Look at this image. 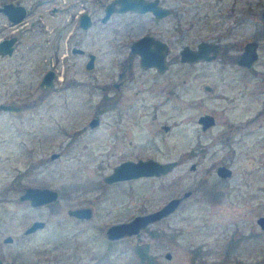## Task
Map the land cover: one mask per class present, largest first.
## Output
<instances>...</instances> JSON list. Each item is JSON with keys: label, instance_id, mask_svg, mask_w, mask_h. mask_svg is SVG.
<instances>
[{"label": "rangeland", "instance_id": "rangeland-1", "mask_svg": "<svg viewBox=\"0 0 264 264\" xmlns=\"http://www.w3.org/2000/svg\"><path fill=\"white\" fill-rule=\"evenodd\" d=\"M13 1L29 7V14L21 24L6 25L0 13V37L19 36L13 54L0 58V102L22 106L20 113L0 109L3 258L17 264H138L137 245L146 243L155 264H264V228L257 222L264 215V36L257 33L264 28V0H161L171 7L164 17L115 13L106 21L101 17L108 0ZM83 8L93 18L87 29L78 23ZM123 21L133 23L132 37L152 30L167 39L171 57L201 39L241 48L256 38L258 58L250 68L219 57L190 64L177 58L170 68L173 94L157 109L158 119L174 124V150L137 154L179 163L166 174L107 183L103 176L124 156L108 152L104 120L116 111L107 112L100 100L128 52L131 37L124 38L121 52V32L114 31ZM72 45L85 52L72 53ZM86 51L96 53L90 69L84 66ZM49 67L65 78L45 91L39 81ZM66 77L74 82L65 84ZM203 80L215 91L202 89ZM162 93L151 101L157 105ZM203 113L216 119L207 131L198 122ZM92 117H99L95 127L88 124ZM161 137L157 144L163 146ZM221 163L232 168L230 176L217 174ZM18 171H28L23 186L48 185L59 191L58 199L39 206L20 200L23 187L13 184ZM187 190L191 194L172 213L138 234L106 237L111 223L157 209ZM79 205H92L93 216L76 219L67 213ZM36 218L47 224L23 236ZM7 234L12 242L3 241Z\"/></svg>", "mask_w": 264, "mask_h": 264}, {"label": "flooded vegetation", "instance_id": "flooded-vegetation-1", "mask_svg": "<svg viewBox=\"0 0 264 264\" xmlns=\"http://www.w3.org/2000/svg\"><path fill=\"white\" fill-rule=\"evenodd\" d=\"M8 1H12L15 3H22L19 1L7 0V1H3L0 4V7H1V5H3L4 2H8ZM112 1H115V0H108L104 4V10H105V7L107 6V4H109ZM157 2L159 5L170 8V12H171L170 6L163 4L161 0H157ZM115 4L117 5L118 3L116 2ZM0 13L5 18V20L3 21V24H6V25L21 24L22 22H24V20L26 19V17L29 14V7L26 6V15L24 16V18L22 20H19L16 22L12 21L9 18V16L1 9H0ZM83 13L90 14V12L85 8L81 9V14L79 15V22H78L81 29H84L80 25V18L83 15ZM115 13H135V14L150 13L151 16H153L154 18H156V19L160 18V17H156L152 11L139 12L137 10H126V11H122V12H113L112 14H115ZM112 14L110 15V17L112 16ZM90 16L92 17L91 14H90ZM92 23H93V18H92ZM134 28L135 27L133 26V23L131 21H123V22H121L120 28H119V26L114 28V31L117 34H120V32H121V36L119 35V38L121 40L118 42L119 50L121 49V52L124 51V53H125V50L122 49V48H125L124 46L126 45L125 39H127L128 37H131V38L129 39V41H127V47H128L127 54H124L123 57L119 59L121 61V66L117 72L118 78L115 79L114 78L115 75H114L113 79L110 78L108 81L105 82L104 92H103V95H102L101 100H100V105L103 106L107 110V112H110V110L113 112L116 111L115 113H112V115H115L114 117L110 116L104 120L105 125H106V127H105V139H106V143H107L106 145H107L108 152H111L113 155H116L119 157L124 156V159H122V160H125V159L137 160L139 158H155V159H158L155 157V153L149 154V155L144 156V157L138 155L137 153L139 151H141L142 149H149V150L152 149L154 152L155 151L166 152V154L169 152H172L174 150V142L172 140H170L171 137L173 136L174 124L172 122L171 123L168 122L167 120L162 121V120L158 119V117H157V109L159 107V103L165 104L166 101H168L171 98L170 94H173V91H174L175 80H174V77L170 76V74H172L170 72V68L172 67L173 62L177 58L179 59V61L184 62V63H189V64L199 62V61H210V60H204V59L195 60V61L183 60V59H181L180 51H179V54H177V56L171 57V55L169 56L170 45L167 42V39L163 38L162 36H159L156 32H152V30H150V29H149L150 31H148V32H143V33L136 35L135 37H132V30H134ZM143 35L153 36L154 38L161 39L162 41H164L166 43L167 51L165 54V60H166V68L165 69L160 70V69H158L157 66H154V65L145 66L140 62V54L138 51H136V50H134V48H132V43L136 39H138L139 37H141ZM11 36H16V39L13 42V50L9 54L0 53V58L13 54L15 47L19 41V36L17 34H13V33L8 34V35H4V36L0 37V41L4 38H9ZM258 36H261V34L258 33ZM254 39H256V38H254ZM212 41H214V40H212ZM215 42H217L219 44L218 54L216 57H219L220 60H223V62H226V63L236 62L238 64V62H237L238 58L240 57V54L244 50V47H245V44L247 41L245 42V44L241 48L238 47L236 44L231 43V42H220V41H215ZM258 44H259V42H258ZM73 46L82 47L80 45H72L70 48V51L72 53H84L85 52V49L83 47L82 48L84 50L82 52H79V51L73 52L72 51ZM196 46H193L192 48H195ZM86 52H87L86 53L87 54V60L85 61L84 66L86 69H88L86 67V65H87V62L90 58L89 54L92 51H86ZM93 53H95V52H93ZM95 59H96V53H95L93 67L95 65ZM238 65L241 67H246L244 65H240V64H238ZM250 67H246V68H250ZM49 69L54 70L53 85L51 87H44V86L40 85L45 91H47L48 89H55L57 87L56 86L57 84L63 82V81L60 82V80H63L65 78L64 72L58 71L55 67H49L46 70H44V72L42 73L41 79H42L43 75ZM167 76H169V79H167ZM159 78L162 80V81H160L161 83L159 82ZM41 79H40V81H41ZM66 79H68V80L66 81L65 84H69L73 81V80H69V77H66ZM40 81H39V84H40ZM205 82H208V81L203 80L200 82V87L202 89H203V84ZM75 83L78 84L77 82H75ZM158 87H160V90H158V91L164 93V94L162 93V95H164V97H163V99H161L164 101L160 102L161 100L158 98V100H157L158 103L156 105L151 101V99L154 97H157L155 93H158V91L156 92ZM58 89H59V87H58ZM151 93H152V96H151ZM0 103H3V102H0ZM5 103H13V102H5ZM144 107H145V109H143ZM0 109H3V108H0ZM3 110L9 111L7 109H3ZM143 115H147L149 117H147L146 119L141 118ZM97 118H98V122L96 125L99 124V117H97ZM91 119L89 120L88 124L90 127H95L96 125H93V126L90 125ZM145 122H147V123H145ZM215 122H216V119H215ZM199 124H200V127L203 131H207L208 129H210L211 126L215 125V123H214L213 125H211L207 128H203V126L200 122H199ZM83 128H85V125H83ZM159 133H161V136H162L161 138L163 139V144H165L163 146H160L159 144H157V137L159 136ZM205 146L206 145H202V144L199 145L200 148H203ZM158 160L166 161V160H170V159H164V160L158 159ZM178 163H179V161H178ZM192 164H191L190 168L194 169L196 167V164L194 167L192 166ZM27 172L28 171H18L17 174H19V175L16 178H14V181H13L14 185H16L20 188L23 187L22 188L23 192L25 191V189L28 186H35V185L23 186V183L21 181ZM169 172H167V173H169ZM131 179H134V178L122 179V180H117L114 182L131 180ZM111 183H113V182H111ZM43 186H48V185H43ZM23 192H21L19 195L20 200L28 201L29 204L32 205L30 202V199H22L20 197ZM58 196H59V191H58ZM57 199L51 200V201L43 203V204L52 203V202L56 201ZM43 204H39V205H43ZM39 205H32V206H39ZM71 217H74L76 219H85V218H78L75 216H71ZM34 220H42V221H44V223L42 226L37 227L35 230L30 231V232H26V229L31 225V223ZM46 224H47V220H45V219H42V218L33 219L24 228L23 236L33 234V232L37 231L40 228H43ZM7 237H10V238L6 239ZM13 238L14 237L12 235L7 234L3 238V241L4 242H12ZM0 260H2L3 262H12L13 264H17L15 261L16 259L15 260H8V259L3 258L2 248H0ZM50 264H66V263L55 262V263H50Z\"/></svg>", "mask_w": 264, "mask_h": 264}, {"label": "water", "instance_id": "water-1", "mask_svg": "<svg viewBox=\"0 0 264 264\" xmlns=\"http://www.w3.org/2000/svg\"><path fill=\"white\" fill-rule=\"evenodd\" d=\"M118 3L117 5L115 3ZM12 21H19L26 15V6L22 3H15L12 1L4 2L0 7ZM126 10H137L139 12L152 11L156 17H163L170 12V8L159 5L157 0H115L107 4L104 13L101 17L102 21H106L113 12H122ZM261 17L264 19V9L261 11ZM92 24V17L88 13H83L80 18V25L86 29ZM16 36L4 38L0 41V53L9 54L13 50V42ZM153 46V47H152ZM258 40L252 39L246 42L244 50L238 58V64L246 67L252 66L254 61L258 58ZM132 48L140 54V62L145 65H154L158 69L163 70L166 68L165 54L167 45L161 39L154 38L150 35H143L132 43ZM219 44L210 39H201L195 48L184 45L180 50L181 59L195 61V60H210L216 58L218 54ZM82 47L73 46V52H82ZM90 58L86 67L88 69L93 67L95 53L91 52ZM54 70L49 69L42 77L40 85L44 87H51L53 85ZM203 89L207 92L215 91V86L212 83L205 82ZM0 108L7 109L14 113H20L22 110L21 105L16 103H0ZM198 121L202 124L203 128H207L215 123V117L211 113H203L198 117ZM98 122L97 117H92L90 125H96ZM58 153L54 152L52 157L57 156ZM178 163L177 159H170L160 161L155 158H139L137 160L125 159L115 164L112 170L103 176V180L111 183L117 180L137 178L140 176L161 175L172 170ZM195 166V163L192 164ZM216 172L221 177L230 176L232 168L224 163L217 166ZM191 190L184 191L182 195L170 197L159 208L149 212L138 213L133 215L127 220H121L111 223L105 229V235L108 239L115 240L121 237L138 234L142 229H145L150 223L163 218L164 216L172 213L181 203V201L191 194ZM22 199H30L32 205H39L58 198V190L49 186H28L20 196ZM71 216L78 218L89 219L93 216L92 205H79L72 206L67 209ZM257 222L264 228V215L257 217ZM44 221L34 220L31 225L26 229V232L35 230L37 227L42 226ZM7 237L6 239H9ZM166 255L170 257L171 253L167 252ZM0 264H13L12 262H3Z\"/></svg>", "mask_w": 264, "mask_h": 264}, {"label": "trees", "instance_id": "trees-1", "mask_svg": "<svg viewBox=\"0 0 264 264\" xmlns=\"http://www.w3.org/2000/svg\"><path fill=\"white\" fill-rule=\"evenodd\" d=\"M257 33L261 34V36H264V28L257 30ZM137 253L139 255L138 264H155L157 262L154 258V255L149 251L146 243L137 245Z\"/></svg>", "mask_w": 264, "mask_h": 264}]
</instances>
